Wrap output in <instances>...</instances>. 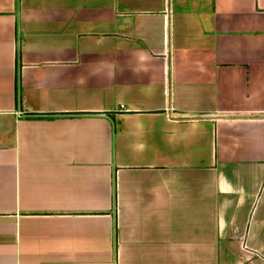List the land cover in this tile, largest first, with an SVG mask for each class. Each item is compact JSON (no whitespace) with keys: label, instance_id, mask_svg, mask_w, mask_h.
Instances as JSON below:
<instances>
[{"label":"crops","instance_id":"crops-1","mask_svg":"<svg viewBox=\"0 0 264 264\" xmlns=\"http://www.w3.org/2000/svg\"><path fill=\"white\" fill-rule=\"evenodd\" d=\"M0 264H264V0H0Z\"/></svg>","mask_w":264,"mask_h":264}]
</instances>
